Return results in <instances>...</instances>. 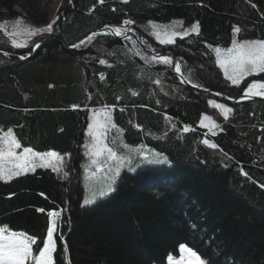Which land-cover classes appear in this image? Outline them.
<instances>
[{
  "label": "trees",
  "instance_id": "obj_1",
  "mask_svg": "<svg viewBox=\"0 0 264 264\" xmlns=\"http://www.w3.org/2000/svg\"><path fill=\"white\" fill-rule=\"evenodd\" d=\"M52 4L0 0V23L17 19L19 6L33 23L46 24ZM61 7L57 34L26 60L14 54L30 48H13L0 31V51L11 54L0 55V128H12L22 148L66 159L60 173L37 168L0 181V227L36 237L35 250L46 238L48 212L60 211L55 264H166L181 245L204 264H264V100L227 103L225 119L208 105L209 94L184 87L169 66L146 63L137 51L151 55L132 40L101 35L78 48L63 45L131 19L154 49L174 53L189 83L236 98L264 73L232 85L208 45L228 46L234 26L240 40L264 39V0H66ZM173 19L199 22L200 34L162 46L142 29L148 20ZM105 104L115 105L125 143L147 145L168 163L123 170L114 191L83 204L86 116ZM204 113L218 121L214 135L199 125ZM185 125L193 131L183 132Z\"/></svg>",
  "mask_w": 264,
  "mask_h": 264
},
{
  "label": "snow or ice",
  "instance_id": "obj_2",
  "mask_svg": "<svg viewBox=\"0 0 264 264\" xmlns=\"http://www.w3.org/2000/svg\"><path fill=\"white\" fill-rule=\"evenodd\" d=\"M71 2V0H69ZM103 3V0H99ZM127 3L128 0H122ZM255 7V5H253ZM115 11V9H114ZM59 16H56L50 23L44 27H32L26 26L23 29V33L28 37L41 36L45 33L51 34L53 32V26L57 23ZM22 21L17 20L15 28L12 32L4 31V26L0 25V31H4V35L10 38V44L13 48L28 47L27 41H19L13 37L21 35L19 26ZM135 21L131 19H125L122 21V25H132ZM149 26L153 29L152 35L162 45L174 44L176 37L183 39L190 34H200L199 22L193 23L190 28L183 31H175L178 25H183V21H173L170 25H157L156 23L149 21ZM106 30L99 32H93L85 38L81 39L77 44L71 45L73 48H78L82 45L91 44L97 36H117L125 39H130L126 36V32L132 31L131 28H124L116 25H105ZM163 29V31H161ZM239 27H233V39L231 45L226 48L219 46L208 47L215 53V63L222 70L226 80L230 81L232 85L239 86L242 81H245L247 77L255 76L264 73V39H243L237 38V34L240 33ZM135 43V42H133ZM40 43L36 42L30 51H35L40 47ZM9 55V53H5ZM141 55V58L146 63L163 64L165 66L172 67L177 76L180 78L181 83L189 80V76L185 75L182 71V66L179 61L168 55H153L151 57L142 55L139 51L136 53ZM21 59L25 57L21 56ZM101 64H106L107 61L101 59ZM110 66V65H109ZM101 79H104L101 74ZM153 83L160 85L159 79L153 81ZM199 87L198 85H193ZM133 96L138 95L134 90H130ZM166 94V93H165ZM217 95H222L217 93ZM262 97L264 98V79H253L247 84V87L243 90L242 99ZM120 97H117L119 100ZM159 100L157 104H159ZM209 105L215 109H218L224 118H228V114L232 112L230 107L225 104L217 103L214 100L208 101ZM77 107V106H73ZM115 110V105H103L100 108L91 109V115L89 116V123L85 132L86 141L83 145L85 149L84 155L88 157L90 164L84 167L85 180L95 178L97 174L102 171L107 175L105 180L109 181L105 190L99 192L100 196L106 195L108 192L114 191L112 185L115 184L116 178L120 175V170L123 167H129V170L135 171L136 167L142 164L152 163H167L168 157L162 153L155 152L149 149L147 145H130L123 140V129H121L113 120L112 112ZM124 109H121L123 111ZM164 119L170 120L171 118L166 116ZM207 122V123H205ZM129 123H132L129 121ZM200 126L208 127L210 131L219 127L218 124L208 115H202L200 118ZM138 130H143L138 124H133ZM115 129L117 137H114L111 141L112 144H117L118 147L124 150L121 153L116 147L109 146L108 134ZM183 132L193 131V129L185 125L182 129ZM215 133L213 132V135ZM166 135V133H165ZM206 146L216 149L218 146L215 143H211L208 139L201 141ZM21 142L17 139L12 128H8L6 131L0 130V181L10 182L12 179L28 173L29 171H35L37 168H51L53 172L60 173L64 166V158L56 151L38 152L32 147H23L21 152H17V149H21ZM126 153V154H125ZM139 159L140 164L136 167H132L133 161ZM94 168V171L90 169ZM66 175V173H65ZM95 193L91 199L86 198L84 204H89L94 201ZM43 212L44 209H38ZM49 220L47 227L46 238L42 241L43 246L34 250L33 246L37 244V238L30 236L26 233L10 231L8 226L0 227V264H55L54 254L57 252V237L59 220L61 216L60 211H49ZM62 239V234L59 237ZM68 252L67 245L64 246L65 255ZM181 257L179 260L173 261L172 256H169V264H204V261L197 255L195 251L180 246Z\"/></svg>",
  "mask_w": 264,
  "mask_h": 264
},
{
  "label": "rangeland",
  "instance_id": "obj_3",
  "mask_svg": "<svg viewBox=\"0 0 264 264\" xmlns=\"http://www.w3.org/2000/svg\"><path fill=\"white\" fill-rule=\"evenodd\" d=\"M65 1L66 0H52V2H53V4H52V6H51V12H52V14H51V17H50V19H49V21H48V23H50L54 18H55V15L56 14H61V10H62V7L61 6H63L64 4H65ZM14 9L17 11V12H19L20 13V16L17 18V19H15V20H12V21H4V22H1L0 23V25H3L4 26V31H7V32H12V31H14V30H17L16 28H15V23H16V21L17 20H20V21H22V23L20 24V26H19V30L21 31V35H19V36H17V37H13V38H15V39H17V40H19V41H27V43H28V47L29 48H31L37 41H39V40H41V39H44V38H46V37H49V36H53V35H56L57 34V31H58V27H57V25L55 24L54 26H53V32L51 33V34H48V33H45V34H43V35H41V36H34V37H28L26 34H24L23 33V29H24V27H26V26H32V27H37V28H39V27H44V26H46L48 23H46V24H43V25H38V24H35V23H33V21H32V19L19 7V6H14ZM149 21H152V20H148V21H146V22H144V24L142 25V29L144 30V32L154 41V42H156V43H158V44H160L159 42H158V40L152 35V32H153V29L149 26ZM173 21H183L182 19H173V20H171V21H169V22H164V23H160V22H156V21H152V22H154V23H156L157 25H170ZM184 22V21H183ZM197 21H192V22H189V23H183V25H178L176 28H175V31H183L184 29H188V28H190L191 27V25L193 24V23H196ZM3 31V32H4ZM161 31H163V29H161ZM129 32V31H128ZM132 33H136V31H134V30H132L131 31ZM140 32V31H139ZM140 37H141V40H142V42L144 43V45L147 47V48H149L150 50H155L154 48H153V46H152V44H151V42L149 41V39L146 37V36H144L141 32H140ZM137 36V35H136ZM9 38V37H8ZM176 38H178V37H176ZM10 39V38H9ZM133 41V40H132ZM77 44V43H76ZM160 45H162V44H160ZM167 45H169V44H165V45H162V46H167ZM231 45V43L228 45V46H219V47H222V48H226V47H229ZM213 48L214 47H216V46H212ZM24 48H27V47H24ZM210 49V48H209ZM210 51L212 52V54H213V56H214V58H215V53H214V51H212L211 49H210ZM221 70V69H220ZM222 71V70H221ZM223 73V72H222ZM224 76V75H223ZM212 97V98H211ZM211 97H209L208 98V101L209 100H214V101H216L217 103H221V104H225L227 107H229L228 105H227V103L225 102V101H223V100H220V99H218V98H215V97H213V96H211ZM208 105H209V103H208ZM210 106V105H209ZM212 107V106H211ZM215 109V108H214ZM217 112H218V114L220 115V116H222L223 118H224V116H223V114H221L220 113V111L218 110V109H215ZM231 113V112H230ZM230 113L228 114V116L230 115ZM91 115V110L87 113V116H86V124H85V130H84V132H86V130H87V125H88V123H89V116ZM202 115H208V116H210L214 121H215V123L216 124H218V121L216 120V118L214 117V115H212L211 113H204V114H202ZM205 123H207V122H205ZM199 125H200V122H199ZM201 127V126H200ZM202 128H204V129H206L207 131H208V133H210V134H213V132L214 133H217L218 131H219V127H217V128H215V129H213L212 131H210L209 130V128L208 127H202ZM0 130H3V129H1L0 128ZM5 131V130H4ZM114 137H117V132H116V130L115 129H113L109 134H108V143H109V146H112V147H116L117 148V150L119 151V152H121V153H124V150L122 149V148H119L118 147V144H119V141H117V144H112L111 143V141H112V139L114 138ZM85 141H86V136H85V134H84V137H83V139H82V142H81V146H82V148H83V153H85V149H84V147H83V145L85 144ZM138 145H140V144H138ZM133 146H136V145H133ZM149 148V147H148ZM149 149H151V148H149ZM23 150V148L21 147V149H17L16 151L17 152H21ZM153 150V149H152ZM49 151H54V150H49ZM155 151V150H154ZM46 152H48V151H46ZM57 152V151H56ZM155 152H157V151H155ZM41 153H43V152H41ZM57 153H59V152H57ZM60 154V153H59ZM126 154V153H125ZM62 155V154H61ZM63 156V155H62ZM84 157H85V162L83 163V165H82V177H83V185H84V194H83V199H82V203L84 204V200L86 199V198H89V199H91L92 197H93V194L95 193V198H94V201L95 200H97V199H99V198H101V197H104V196H106L107 194H109V193H111V192H108L106 195H103V196H100L99 195V192L101 191V190H105L106 189V187H107V184L109 183V181H107V180H105L104 179V177L107 175V173L106 172H104V171H102L101 173H99V174H97V176L95 177V178H90L89 180H85V173H84V167H86V166H88L89 164H90V161H89V159H88V157H86L85 155H84ZM63 158H64V165H65V163H66V159H65V157L63 156ZM168 163V162H167ZM138 164H140V161H139V159L137 158L136 160H134L133 161V165H132V167H136V165H138ZM49 169H51V168H49ZM123 170H129V167H123V168H121V170H120V173L123 171ZM90 171H94V168H92V169H90ZM31 172H33V171H29L28 173H31ZM119 177V176H118ZM118 177L116 178V181H117V179H118ZM116 183V182H115ZM112 187H114L115 188V184L114 185H112ZM93 201V202H94ZM186 247V246H185ZM188 248V247H187ZM190 249V248H189ZM179 257H177V258H173V261H176V260H179L180 259V257H181V252H180V248H179ZM166 264H169V259L167 260V263Z\"/></svg>",
  "mask_w": 264,
  "mask_h": 264
},
{
  "label": "water",
  "instance_id": "obj_4",
  "mask_svg": "<svg viewBox=\"0 0 264 264\" xmlns=\"http://www.w3.org/2000/svg\"><path fill=\"white\" fill-rule=\"evenodd\" d=\"M101 30H106L105 29V26H102V27H100V28H97V29H94V30H92V31H90V32H88L87 34H84L83 36H81L79 39H77L75 42H73V43H71V44H63L64 46H66V47H71V45H73V44H76V43H78L81 39H83V38H85L86 36H88V35H90L91 33H93V32H99V31H101ZM136 31V35H137V37H130V35H126L127 37H130V39H125V38H123V37H117V36H113V35H111V36H113V37H116V38H118V39H121V40H133L135 43H137L138 44V46L144 51V52H146L147 54H149V55H151V56H153V55H158V54H160V55H162L163 53H169L170 55H171V57L174 59V61H177V59H176V56L174 55V53L169 49V48H166V49H164V50H150L149 48H147L145 45H144V43L142 42V40H141V37H140V32L139 31H137V30H135ZM53 38H44V39H41V40H39V41H37V42H39L40 43V45L42 44V43H44V42H46V41H50V40H52ZM34 46V45H33ZM32 46V47H33ZM31 47V48H32ZM30 48V49H31ZM35 51H30L29 50V52L28 53H26V54H20V55H17V54H14V56L15 57H17V60H26V59H28V58H30L32 55H33V53H34ZM5 53H7V52H3V51H0V55H2V56H4V57H8V55H6ZM9 55H11V54H9ZM21 56H23V57H25L24 59H21L20 57ZM172 68V67H171ZM172 71H173V73H174V75H175V77L179 80V82L181 83V80H180V78L177 76V74L175 73V71L173 70V68H172ZM184 87H186V88H190V89H193V90H198V91H202V92H205V93H207V94H209L210 96H213V97H215V98H218V99H220V100H223V101H225L226 103H230V104H235V103H238V102H240V101H243V100H264V98H262V97H252V98H245V99H242L241 97L243 96V93L241 94V95H239L238 97H236V98H230V97H228V96H226L225 94H223V93H221V92H219V91H216V90H211V89H207V88H204V87H194L193 85L194 84H191V83H189L187 80L185 81V82H183V83H181ZM217 93H220V94H222V95H217ZM86 110L87 109H84V113L86 114Z\"/></svg>",
  "mask_w": 264,
  "mask_h": 264
},
{
  "label": "bare ground",
  "instance_id": "obj_5",
  "mask_svg": "<svg viewBox=\"0 0 264 264\" xmlns=\"http://www.w3.org/2000/svg\"><path fill=\"white\" fill-rule=\"evenodd\" d=\"M126 35H130V37H137L136 36V33H132L131 31H129V32H126ZM162 55H168V56H170L171 57V55L169 54V53H163ZM87 109V108H86Z\"/></svg>",
  "mask_w": 264,
  "mask_h": 264
},
{
  "label": "clouds",
  "instance_id": "obj_6",
  "mask_svg": "<svg viewBox=\"0 0 264 264\" xmlns=\"http://www.w3.org/2000/svg\"><path fill=\"white\" fill-rule=\"evenodd\" d=\"M122 27H124V28H131L132 30H136V29H134L133 27H132V25H121ZM138 31V30H137ZM156 50V49H155Z\"/></svg>",
  "mask_w": 264,
  "mask_h": 264
}]
</instances>
